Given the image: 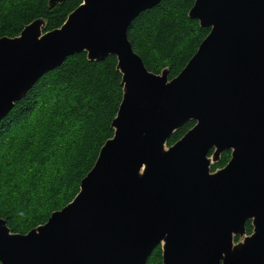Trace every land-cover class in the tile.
<instances>
[{"label":"water","instance_id":"95a60500","mask_svg":"<svg viewBox=\"0 0 264 264\" xmlns=\"http://www.w3.org/2000/svg\"><path fill=\"white\" fill-rule=\"evenodd\" d=\"M162 1L84 0L59 29L39 19L0 38V122L76 54L115 57L123 87L114 137L76 198L26 235L0 218L1 264H147L159 246L163 264H264V0H196L189 18L211 31L172 80L128 38Z\"/></svg>","mask_w":264,"mask_h":264},{"label":"trees","instance_id":"16d2710c","mask_svg":"<svg viewBox=\"0 0 264 264\" xmlns=\"http://www.w3.org/2000/svg\"><path fill=\"white\" fill-rule=\"evenodd\" d=\"M196 0H163L133 21L128 38L149 72L169 70L176 78L210 33L189 13ZM84 0L49 7V0H0V38L18 37L36 20L44 32L59 29ZM118 61L90 62L87 53L69 57L43 76L0 122V218L15 234L26 235L70 204L100 151L114 137L112 123L123 100ZM189 122L168 141L181 140ZM230 152L213 169L225 167ZM23 161V162H22ZM247 232L253 226L247 223ZM159 249V248H158ZM147 264H163L161 251ZM1 264V263H0Z\"/></svg>","mask_w":264,"mask_h":264},{"label":"flooded vegetation","instance_id":"af4514ba","mask_svg":"<svg viewBox=\"0 0 264 264\" xmlns=\"http://www.w3.org/2000/svg\"><path fill=\"white\" fill-rule=\"evenodd\" d=\"M214 151H215V150H212V151H211V153H210V158H211L212 154L214 153ZM225 152H230V155H231V158H232V152H233V151H224L223 153H225ZM223 153L221 154L220 160H219L217 163H220V162L222 161V155H223ZM230 161H231V159H230ZM230 161H229V162H230ZM229 162H228V163H229ZM213 165H214V164L211 165V173H212V174H215V173H216L217 171H219V170H223V169L227 166V165H226L225 167H221V168H219V169L217 168V169H215L214 172H212ZM213 170H214V169H213ZM246 228H247V227H246ZM252 233H253V232H252ZM247 234H248V232H247ZM249 235H251V234H249ZM240 240H241L240 237H235V238H234V242H235L236 244L239 243Z\"/></svg>","mask_w":264,"mask_h":264},{"label":"rangeland","instance_id":"374dc122","mask_svg":"<svg viewBox=\"0 0 264 264\" xmlns=\"http://www.w3.org/2000/svg\"><path fill=\"white\" fill-rule=\"evenodd\" d=\"M194 123H195V122H194ZM195 124H196V123H195ZM190 130H191V129H190ZM178 131H179V130H178ZM176 132H177V131H176ZM176 132H175V133H176ZM186 134H187V133H186ZM171 138H172V137H171ZM171 138H170V139H171ZM175 144H176V143H175ZM173 145H174V144H173ZM167 146H168V143H167ZM168 147H169V146H168ZM22 162H23V161H22ZM218 164H219V163H215V164L213 165V168H214L215 166H217ZM227 165H228V164H227ZM213 168H212V172L215 171V170H213ZM220 168H221V167H220ZM216 169H217V168H216ZM218 169H219V167H218ZM216 173H217V172H216ZM252 234H253V233H252ZM247 235H249V234H247ZM244 238H245V237H242L241 240H243ZM241 240H240V241H241ZM158 248H159V249H158ZM158 248H157V249L161 251V255H162V259H163V250H162V247L159 246ZM157 249H156L154 252H156ZM154 252H153V253H154ZM152 255H153V254H152Z\"/></svg>","mask_w":264,"mask_h":264}]
</instances>
